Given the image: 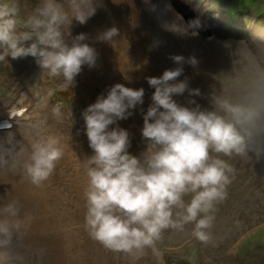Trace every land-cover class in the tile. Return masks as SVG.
Wrapping results in <instances>:
<instances>
[{"label": "rangeland", "instance_id": "1", "mask_svg": "<svg viewBox=\"0 0 264 264\" xmlns=\"http://www.w3.org/2000/svg\"><path fill=\"white\" fill-rule=\"evenodd\" d=\"M180 1L150 0L146 4L144 0H103L85 24L72 27L73 36L87 33V42L98 52L96 67L82 66L73 85L50 78L31 56L15 60L7 57V62L0 63V116L7 110L26 108L24 113L30 119L24 124L28 130L39 138L55 137L63 152L54 174L43 185L63 212L52 218L23 173L24 158L17 160L8 154L10 147H3L8 131L0 130V152L8 161L0 166V203L18 200L34 217L27 234L15 243L23 264H264V156L257 159L253 152L249 161L229 159L236 170L235 178L228 187L227 199L217 205L208 244L191 235V226L182 232L168 230L160 240L164 251L158 250V259L149 249L133 254L112 252L92 240L84 229L87 178L83 160L92 150L81 113L109 86L119 82L145 89L144 104L133 116L118 122L130 133L129 151L133 154L145 148L140 132L141 108L146 111L154 91L146 77L176 67L169 58L172 54L197 58L195 68L183 65L184 73L178 79L187 77L190 87L200 89L201 95L195 99L202 108L213 107V93L233 101L264 99V37L258 34L264 33V0ZM33 2L18 0V11H26ZM207 3L212 11L209 14L220 17L210 20L211 28L203 22L209 29L202 34L205 39L200 30L195 37H180L161 27L176 14L185 22L196 15L204 19L200 12ZM152 5L154 11L150 10ZM112 26L118 29L113 42L95 39L98 32ZM23 43L27 46L28 41ZM64 90L74 96L62 95ZM174 98L186 105L189 99L187 92ZM56 119L66 123L61 126ZM67 233L69 237H65Z\"/></svg>", "mask_w": 264, "mask_h": 264}, {"label": "clouds", "instance_id": "2", "mask_svg": "<svg viewBox=\"0 0 264 264\" xmlns=\"http://www.w3.org/2000/svg\"><path fill=\"white\" fill-rule=\"evenodd\" d=\"M144 2L150 4V0ZM102 3L34 0L20 12L18 0H0V63L7 62V57L31 56L50 78L73 85L82 66L96 67L98 52L87 42V33L73 36L72 27L85 24ZM161 27L180 37H195L203 23L199 17L185 22L176 14ZM117 35L118 29L112 26L98 32L95 39L113 42ZM169 58L176 67L146 77L154 91L146 111L141 108L145 148L138 154L129 151L130 133L118 122L133 116L144 104L143 87L114 83L81 113L92 150L83 160L87 178L84 229L112 252L133 254L151 249L159 259L157 244L163 234L182 232L187 226L195 239L210 243L217 205L227 199L235 178L229 159L249 161L250 152L257 159L264 156V99L233 101L213 93V107L202 108L195 99L201 95L200 89L190 87L187 77L178 79L184 73L183 65L195 68L197 58L181 54ZM185 92L187 105L174 98ZM4 142L24 156L23 173L36 187L49 181L63 156L55 137L32 136L21 142L15 133H8ZM7 163L6 154H0V166ZM33 219L18 200L0 203V264H23L15 243L27 234Z\"/></svg>", "mask_w": 264, "mask_h": 264}, {"label": "bare ground", "instance_id": "3", "mask_svg": "<svg viewBox=\"0 0 264 264\" xmlns=\"http://www.w3.org/2000/svg\"><path fill=\"white\" fill-rule=\"evenodd\" d=\"M207 4H208V6L206 5L204 7V9H202L201 12H200V13H202V15H204V19H202V21L204 23H206V22H209L210 23V20L211 19L213 20L215 18L218 21V19H219L220 16L219 15L216 16V14L214 16L210 15L209 13L212 12V11H210L211 9L209 8L210 3H207ZM218 14H220V13H218ZM258 32H259L258 33L259 35H262L264 37V33H261L260 31H258ZM16 119H18V118L14 116V120H16ZM7 133H11V132L8 131ZM31 134H33V133H31ZM3 147H4L5 150H7L9 148L7 144H4ZM0 154H2V153L0 152ZM8 154L11 155V156H13V157H15L17 160H22L24 158V156L17 155L16 149L15 148L12 149V147H10V149L8 151ZM33 189L38 192L39 197L43 201V204L42 205H45L46 206V209L45 210H47L48 215H50V217L53 218V216H55L57 214H60V212L63 213L62 211H60V208L58 206V203L56 202L57 199L53 196L52 192H50L44 186L36 187V186L33 185ZM66 227H67V225H66ZM56 237L58 238V236H56ZM65 237H69V234L67 233L65 235ZM55 240H57V239H55ZM62 260H63V258H62Z\"/></svg>", "mask_w": 264, "mask_h": 264}]
</instances>
